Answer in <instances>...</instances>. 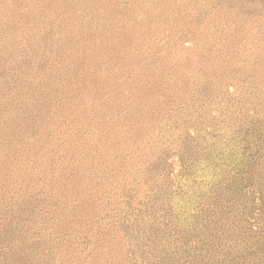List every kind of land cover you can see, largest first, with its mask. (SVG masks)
Masks as SVG:
<instances>
[{
    "label": "rangeland",
    "instance_id": "1",
    "mask_svg": "<svg viewBox=\"0 0 264 264\" xmlns=\"http://www.w3.org/2000/svg\"><path fill=\"white\" fill-rule=\"evenodd\" d=\"M0 264H264V0H0Z\"/></svg>",
    "mask_w": 264,
    "mask_h": 264
}]
</instances>
